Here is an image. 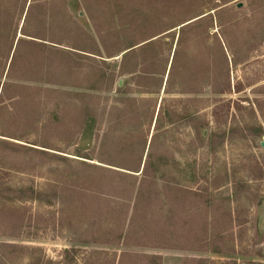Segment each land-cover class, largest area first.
Here are the masks:
<instances>
[{"label": "rangeland", "instance_id": "rangeland-1", "mask_svg": "<svg viewBox=\"0 0 264 264\" xmlns=\"http://www.w3.org/2000/svg\"><path fill=\"white\" fill-rule=\"evenodd\" d=\"M261 143L264 0H0V264H264Z\"/></svg>", "mask_w": 264, "mask_h": 264}, {"label": "water", "instance_id": "water-1", "mask_svg": "<svg viewBox=\"0 0 264 264\" xmlns=\"http://www.w3.org/2000/svg\"><path fill=\"white\" fill-rule=\"evenodd\" d=\"M238 8H240L241 7V4H238V6H237ZM121 84H119V86H120ZM261 146L262 147H264V144L263 143H261Z\"/></svg>", "mask_w": 264, "mask_h": 264}]
</instances>
